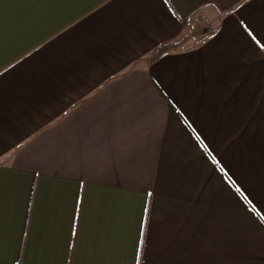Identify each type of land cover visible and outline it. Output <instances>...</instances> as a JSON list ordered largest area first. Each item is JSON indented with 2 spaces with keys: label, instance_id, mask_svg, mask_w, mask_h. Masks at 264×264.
<instances>
[{
  "label": "crops",
  "instance_id": "1",
  "mask_svg": "<svg viewBox=\"0 0 264 264\" xmlns=\"http://www.w3.org/2000/svg\"><path fill=\"white\" fill-rule=\"evenodd\" d=\"M0 33V264H264V0H0Z\"/></svg>",
  "mask_w": 264,
  "mask_h": 264
},
{
  "label": "trees",
  "instance_id": "2",
  "mask_svg": "<svg viewBox=\"0 0 264 264\" xmlns=\"http://www.w3.org/2000/svg\"><path fill=\"white\" fill-rule=\"evenodd\" d=\"M204 31H200L198 34H203ZM195 34H197V32H191L190 34H188L183 40L179 41V42H176V43H170V44H164V45H161L157 48L156 52H155V55L154 57L157 58L161 55H163L164 53L170 51V50H173V49H176L181 43H183L186 39H189V38H194ZM197 37V36H196ZM198 39V38H197Z\"/></svg>",
  "mask_w": 264,
  "mask_h": 264
},
{
  "label": "snow or ice",
  "instance_id": "3",
  "mask_svg": "<svg viewBox=\"0 0 264 264\" xmlns=\"http://www.w3.org/2000/svg\"><path fill=\"white\" fill-rule=\"evenodd\" d=\"M0 38H2V33H0Z\"/></svg>",
  "mask_w": 264,
  "mask_h": 264
}]
</instances>
